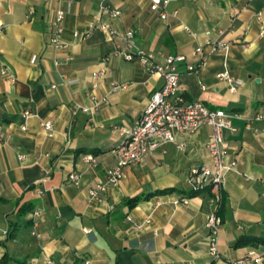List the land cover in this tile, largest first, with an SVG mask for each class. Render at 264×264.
Here are the masks:
<instances>
[{
  "label": "crops",
  "instance_id": "1",
  "mask_svg": "<svg viewBox=\"0 0 264 264\" xmlns=\"http://www.w3.org/2000/svg\"><path fill=\"white\" fill-rule=\"evenodd\" d=\"M168 1L161 21L148 0H110L120 11L112 19L97 0H0V263L5 257L8 264H207L204 222L214 212L223 221L222 259L254 252L264 264V245L252 241L264 239V122L247 128L249 119L264 116V0ZM56 10H68L67 47L58 50L48 45ZM98 23L120 34L132 30L139 50L156 59L206 61L194 74L178 69L179 89L186 100L236 115L234 130L222 137L237 168L225 177L219 202L208 192L192 194L187 183L192 170L211 167L208 127L176 133L174 144L124 168L101 202L89 200L87 189L115 164L118 129L130 130L163 84L136 60H124V41H109ZM215 41L228 49L213 52L206 43ZM99 69L105 74L93 81ZM224 71L238 82L234 92L216 78ZM114 84L123 88L113 90ZM90 94L106 103L88 114L81 108H91ZM45 121L53 125L51 137L40 126ZM86 155L94 162H85ZM70 173L81 175L79 187L67 182ZM44 177L38 197L34 186ZM173 198L188 203L174 206ZM34 208L41 217L33 229ZM240 239L244 244L234 247Z\"/></svg>",
  "mask_w": 264,
  "mask_h": 264
},
{
  "label": "built area",
  "instance_id": "2",
  "mask_svg": "<svg viewBox=\"0 0 264 264\" xmlns=\"http://www.w3.org/2000/svg\"><path fill=\"white\" fill-rule=\"evenodd\" d=\"M102 4L101 11L107 13L109 17L118 18L120 11L112 8L109 5L110 0H97ZM150 3V10L158 15V19L166 21L168 15L166 8L168 0H148ZM69 6V4H68ZM68 10H56L54 19L50 23V36L48 45L55 49H63L67 47L66 42L62 39L64 28L63 22L67 15ZM257 20L261 19V15L256 16ZM101 31L106 33L109 41L115 43L118 39H122L125 43L126 51L122 53V57L126 61L136 60L140 63L142 68L150 73L159 76L163 84L162 86L153 91L148 101L147 106L142 112L141 116L136 120L130 130L119 128L118 131L122 139L117 143L116 147L111 151L115 164L107 169L104 179L96 183L93 187L87 189V196L91 202L99 203L102 197L110 189H115L120 184L124 168L138 164L151 156L155 151L168 144H174L175 134H195L202 127H208L211 130V137L206 145V150L211 161V167L201 166L198 169L191 171L187 183L191 190L194 192L206 191L208 189L215 202L221 200V189L225 177L232 172L236 171L237 160L227 153V148L223 143L222 133L225 130L233 131L232 120L236 115L226 112L222 109H211L205 106L201 101L186 100L180 93V73L178 69L182 66L187 73H196L206 61L200 59L195 64L187 63L183 55L166 56L156 59L153 55L146 54L139 50L134 41V32L127 30L123 34L109 28L107 25L98 23L95 26ZM264 34V30H261ZM73 38L83 39L85 35L74 33ZM207 45L212 47L213 52L226 51L229 44L226 42L215 41L207 42ZM202 49L198 47L195 54H201ZM2 75L7 76L8 71L2 69ZM105 74V69H99L92 73L93 81L100 79ZM12 80V76H7ZM217 80L224 83L229 92H234L238 82L234 80L228 71H224L217 75ZM93 85V89H95ZM51 88H54L52 86ZM123 85H113V90L122 89ZM204 90V86L201 87ZM89 101L91 108H81L84 113L90 114L97 111L101 104L106 103L104 99L99 100L94 94H90ZM28 116V113L24 114ZM254 122H264V116L256 115L248 120L247 128H251ZM42 130L47 137L52 136L53 125L49 121L40 124ZM0 134V138H2ZM176 148L183 151V145L178 144ZM93 157L86 155L83 160L87 163H93ZM47 177H44L34 186V192L38 197H42L45 193L44 183ZM67 182L74 186L79 187L82 182V177L79 174L70 173L67 175ZM171 204L177 206L179 204L187 205L188 200L185 198H173ZM40 210L34 208L30 214L29 219L32 228L34 229L40 220ZM131 222V219L127 217ZM205 228L207 229L206 237V251L210 259L207 264H258L262 261V256L250 252L243 257L236 260H223L218 249V236L222 226V218L212 212L207 215ZM150 224L148 217L142 224L137 225L139 230L144 229ZM35 235V233H33ZM38 237V235H36ZM48 264H52L48 262ZM84 264H89L85 261Z\"/></svg>",
  "mask_w": 264,
  "mask_h": 264
},
{
  "label": "trees",
  "instance_id": "3",
  "mask_svg": "<svg viewBox=\"0 0 264 264\" xmlns=\"http://www.w3.org/2000/svg\"><path fill=\"white\" fill-rule=\"evenodd\" d=\"M204 192H208V189H206V191H204ZM192 194H196V192L192 191ZM135 201H136V200H134V202H135ZM30 208H31V207H28L27 209L23 210L21 214H25L26 212H28V210H30ZM252 241L254 242V244H253L254 246H256L257 244L264 245V239H253ZM243 244H244V239H240V240H238V241L235 243L234 247L237 248V247L242 246ZM0 264H8V263H7V259L4 257V258L2 259V262H1Z\"/></svg>",
  "mask_w": 264,
  "mask_h": 264
}]
</instances>
